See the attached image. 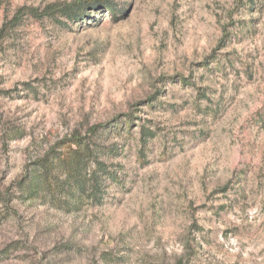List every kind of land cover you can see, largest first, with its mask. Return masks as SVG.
I'll list each match as a JSON object with an SVG mask.
<instances>
[{"label":"rangeland","instance_id":"rangeland-1","mask_svg":"<svg viewBox=\"0 0 264 264\" xmlns=\"http://www.w3.org/2000/svg\"><path fill=\"white\" fill-rule=\"evenodd\" d=\"M75 1L0 0V264H264V0Z\"/></svg>","mask_w":264,"mask_h":264},{"label":"trees","instance_id":"trees-1","mask_svg":"<svg viewBox=\"0 0 264 264\" xmlns=\"http://www.w3.org/2000/svg\"><path fill=\"white\" fill-rule=\"evenodd\" d=\"M93 2H94V0H76L71 5H84V4H87V3L91 4ZM67 6H70V5H66L65 7H67ZM65 7H62V9L65 8ZM105 9L110 15H112L114 17H117V14L114 13L115 7L112 4H106L105 5ZM75 137L72 140L74 142H76V143H79L81 141V138L77 137V136H75Z\"/></svg>","mask_w":264,"mask_h":264}]
</instances>
